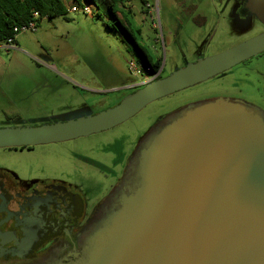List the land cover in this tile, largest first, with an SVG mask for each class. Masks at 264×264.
Returning <instances> with one entry per match:
<instances>
[{
    "label": "water",
    "instance_id": "obj_1",
    "mask_svg": "<svg viewBox=\"0 0 264 264\" xmlns=\"http://www.w3.org/2000/svg\"><path fill=\"white\" fill-rule=\"evenodd\" d=\"M248 4L264 22V0ZM263 52L264 31L153 78L98 113L0 128V148L108 131ZM56 264H264V110L217 97L165 116L136 147L82 251Z\"/></svg>",
    "mask_w": 264,
    "mask_h": 264
},
{
    "label": "rangeland",
    "instance_id": "obj_2",
    "mask_svg": "<svg viewBox=\"0 0 264 264\" xmlns=\"http://www.w3.org/2000/svg\"><path fill=\"white\" fill-rule=\"evenodd\" d=\"M238 1L149 0V12L140 0L128 6L135 15L132 29L142 31L138 41L157 51L167 76L262 32L260 23L238 15ZM65 5V15L39 19L35 31L21 32L17 44L0 48V128L60 122L88 105V99L107 97L110 91L143 77L138 79L132 67L138 64L136 53L128 47L131 44L121 28L106 25L109 19L113 22L110 14L101 19L94 5L92 13H86L77 0H65ZM263 90L264 52L153 101L108 131L37 145L32 153L0 148V165L21 172L42 169L61 174L95 203L117 185L127 160L162 117L190 103L230 96L245 97L264 110Z\"/></svg>",
    "mask_w": 264,
    "mask_h": 264
},
{
    "label": "flooded vegetation",
    "instance_id": "obj_3",
    "mask_svg": "<svg viewBox=\"0 0 264 264\" xmlns=\"http://www.w3.org/2000/svg\"><path fill=\"white\" fill-rule=\"evenodd\" d=\"M248 1H238V15L242 19L251 18L260 23L263 32L264 22L252 12ZM136 37L142 39V33L140 36L136 34ZM152 52L155 59L159 58L157 51L152 49ZM143 76L142 81L133 80L123 88L110 91L111 95L107 97L88 99V105H83L77 113L64 120L112 107L153 78L166 75L160 68L154 75ZM230 98L255 104L242 96ZM51 122L41 121L32 125ZM34 147L12 148L17 152L32 153L36 150ZM107 195L92 203L78 185L61 174L42 169L21 172L14 167L0 165V264H56L60 260L73 258L82 251Z\"/></svg>",
    "mask_w": 264,
    "mask_h": 264
},
{
    "label": "trees",
    "instance_id": "obj_4",
    "mask_svg": "<svg viewBox=\"0 0 264 264\" xmlns=\"http://www.w3.org/2000/svg\"><path fill=\"white\" fill-rule=\"evenodd\" d=\"M79 2H88L95 6L94 13L102 19L105 15H111L113 22L109 19L106 22L108 27L115 29L118 26L122 34L127 37L128 47L136 53V59L141 66L142 72L146 76L156 74L162 65V59L156 58L149 48L142 41H138L136 34L141 35L142 31L138 28L133 30L135 25L134 11L128 6L133 0H77ZM149 12V0H140ZM39 12V17L34 18V12ZM68 12L64 0H0V44L5 43L8 38L14 36V28L28 24L30 21L36 22L43 17L63 16ZM17 38H15L16 41ZM128 43V44H129Z\"/></svg>",
    "mask_w": 264,
    "mask_h": 264
},
{
    "label": "built area",
    "instance_id": "obj_5",
    "mask_svg": "<svg viewBox=\"0 0 264 264\" xmlns=\"http://www.w3.org/2000/svg\"><path fill=\"white\" fill-rule=\"evenodd\" d=\"M148 6H150V8H152V5H150V3H148ZM71 9L73 11L77 10V7L73 6L71 7ZM83 10L86 12V13H92L91 11V6L89 5H83ZM39 17V12H34V18L37 19ZM37 28V22L36 20H33V21H30L28 24L26 25H23L21 27H15L14 28V36L11 37V38H8L7 41L5 43H1L0 44V48L3 47V44H6V46H11L15 43V38H17V36L21 33V32H24V31H27V30H36ZM133 69L135 70V72L138 74V79L143 76V72H142V69H141V66L139 64L137 65H132ZM140 68V70H137L136 68ZM144 77V76H143ZM142 77V78H143ZM141 78L140 81H142L143 79ZM136 81V80H135Z\"/></svg>",
    "mask_w": 264,
    "mask_h": 264
},
{
    "label": "crops",
    "instance_id": "obj_6",
    "mask_svg": "<svg viewBox=\"0 0 264 264\" xmlns=\"http://www.w3.org/2000/svg\"><path fill=\"white\" fill-rule=\"evenodd\" d=\"M65 1V0H64ZM69 1H72V0H69ZM89 5V6H92V4H90V3H88V2H86V1H84L83 2V5ZM71 7H73V5L71 6ZM15 44H17L16 42L13 44V45H15ZM12 46V45H11ZM6 47H8V46H6Z\"/></svg>",
    "mask_w": 264,
    "mask_h": 264
}]
</instances>
